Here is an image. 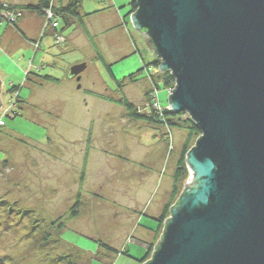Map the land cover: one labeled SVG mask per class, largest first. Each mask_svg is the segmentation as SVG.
I'll return each mask as SVG.
<instances>
[{
    "label": "rangeland",
    "instance_id": "obj_1",
    "mask_svg": "<svg viewBox=\"0 0 264 264\" xmlns=\"http://www.w3.org/2000/svg\"><path fill=\"white\" fill-rule=\"evenodd\" d=\"M115 2L121 12L107 0L83 1L92 40L73 26L63 33L66 42L58 45L53 32L44 30L43 19L44 42L36 45L38 53L33 46L25 47L26 39L16 27L1 22L0 40L13 36L17 44L14 54L0 48V70L6 73H0L2 114L20 111L21 116L4 117L5 126L0 127V264H60L61 257L73 253L70 244L93 257L97 242L119 251L131 248L129 256L115 257L112 264H140L148 248L135 240L146 234L151 244L160 241L147 229H156L155 219L170 199L188 133L132 120L123 107L102 99L120 95L99 54L120 80L142 67L135 43L147 62L154 59L131 19L120 26L128 18L131 1ZM35 18L26 13L19 21L34 32ZM82 63L87 70L81 81L69 79V70ZM26 69L61 82L36 86L41 82L33 75L25 81ZM146 76L143 72L136 82H123L124 96L137 107L147 104ZM12 85L23 86L22 98L8 92ZM171 94L168 89L158 92L163 108ZM189 179L190 175L181 184V194ZM79 194V216L71 219ZM60 218L66 224L61 232L51 228ZM91 264L108 263L93 258Z\"/></svg>",
    "mask_w": 264,
    "mask_h": 264
},
{
    "label": "water",
    "instance_id": "obj_2",
    "mask_svg": "<svg viewBox=\"0 0 264 264\" xmlns=\"http://www.w3.org/2000/svg\"><path fill=\"white\" fill-rule=\"evenodd\" d=\"M130 1L132 24L175 79L171 113L202 133L145 264H264V0Z\"/></svg>",
    "mask_w": 264,
    "mask_h": 264
},
{
    "label": "trees",
    "instance_id": "obj_3",
    "mask_svg": "<svg viewBox=\"0 0 264 264\" xmlns=\"http://www.w3.org/2000/svg\"><path fill=\"white\" fill-rule=\"evenodd\" d=\"M84 0H69L66 4L60 3L58 0H40L36 4H17L11 5L6 4L0 1V17L1 20L6 21L10 26H14L18 28V22L10 24L7 20L3 18V13H14L15 15H21L20 17L24 16L26 13H31L38 15L42 19L45 20L46 12L49 9H52L55 16L60 19L61 27L59 32L62 34L67 29L75 26L82 29L85 35L92 40V36L89 33L87 26H86V19L90 16L88 14H84L82 11ZM62 2V1H61ZM130 13L128 14V18H123L122 24L120 26L127 25L129 23L130 15L134 13L137 8L136 5L130 2ZM121 12V10H119ZM128 19V20H127ZM45 32V31H44ZM56 31L53 32V35ZM135 54H139L142 62V67L137 72L130 74L128 76L123 77L121 80L116 78L113 72V65H110L106 62L104 57L99 54V58L103 61L106 70L110 74V76L115 80L118 86L119 98H112V97H102L105 101L110 103L117 104L123 107L132 120L135 121H143L149 124H154L162 127H166L170 130H186L188 135L183 145V150L181 152L177 168L174 173V186L172 188L171 196L169 201L164 205L160 216L157 217L156 222L157 226L156 229H150L155 235L156 240L161 237V233L164 229L166 220L171 215L172 208L178 203L181 194V184L188 179L189 171L186 165V156L188 152L195 146L197 140L201 137L202 133L197 128L195 123L190 119L188 114L180 113L174 114L168 110H164V112H158L153 107L154 95L158 93L162 89L174 90L175 88V79L173 78L170 72H162L160 70L161 61L158 58L153 59L152 62H147L144 59L142 51L139 50L137 44L135 43ZM146 73V78L149 79V90L146 94V102L147 104L144 106L137 107L133 103H131L123 94L122 87L123 82L128 80L130 82H136V77L139 76L141 73ZM158 75H157V74ZM38 73H33L32 71L27 72L25 74V81H31V75L35 76L41 83H34L36 86H41L45 83H52V84H60V80L46 75L41 76L37 75ZM23 86L20 85H12V87L8 90L10 93L17 94L18 98L21 97V90ZM20 110V109H19ZM21 116L20 111L14 113V115L6 116L7 118L15 119L16 117ZM2 162V160H0ZM80 194L77 196L76 202L71 209L70 218L74 219L79 216V211L81 207V199ZM12 207L8 206V210H11ZM65 222H63V218H60L57 221V224L54 223L51 225V228L57 229L60 232L66 230ZM149 229V228H148ZM59 241L62 239V234L59 235ZM44 242H48L50 240V234L47 238L44 239ZM99 248L96 255L88 256L87 253L78 247L70 244L72 249L70 254H67L61 257L60 264H91L93 258H102L104 259V253L107 255L118 256V255H125L129 256V252L127 249L119 251L118 249L113 248L112 246L103 243L97 242ZM155 249V244L148 245V252L147 254L139 261L140 264H145L149 261L153 255ZM103 251V253L101 252Z\"/></svg>",
    "mask_w": 264,
    "mask_h": 264
},
{
    "label": "crops",
    "instance_id": "obj_4",
    "mask_svg": "<svg viewBox=\"0 0 264 264\" xmlns=\"http://www.w3.org/2000/svg\"><path fill=\"white\" fill-rule=\"evenodd\" d=\"M1 2H3V3H6V4H11V5H17V4H13V3H10V2H8V1H3V0H0ZM40 1V0H39ZM60 3H63V4H66L69 0H58ZM62 1V2H61ZM109 3H113L112 5H111V7L113 8V10L114 11H116L115 9H117V11L119 12V9H120V7L117 5V3L115 2V0H113V2L112 1H109V0H107ZM27 4V3H26ZM29 4H31V3H29ZM24 18V17H23ZM38 19H39V22H38ZM35 20L37 21L36 22V25H35V30H34V32L30 29V28H28V26L25 24V22L23 21V19L22 20H20L19 21V23H18V30L22 33V36H23V38H25L26 39V43H25V47H27V48H29V46H33L35 49H36V51H37V48H36V45H38V44H40L41 43V46H42V44H43V42H42V40L40 39V33H41V29H42V21H43V19L41 18V17H39L38 15H36V18H35ZM3 20H1V17H0V26H1V22H2ZM41 22V23H40ZM38 23H39V25H38ZM10 27H12V26H10ZM40 40V41H39ZM39 42V43H38ZM17 44H16V42L14 41V39H13V36H7V37H5V38H2L1 40H0V48H2L4 51H5V53L7 54H14V52H15V50H16V48H17V46H16ZM38 51H40V50H38ZM38 51H37V53H38ZM26 71L27 72H29V70H27L26 69ZM0 73H1V75H4V76H6V73H4V71H1L0 70ZM38 74L37 75H39L40 74V72H37ZM162 209H163V207H162ZM162 209H160V213L157 215V216H160V214H161V212H162ZM141 223L142 222H140V226H141ZM146 225H148V224H146ZM146 227V226H145ZM150 229V228H149ZM152 230V229H151ZM147 232H150L151 233V231H149L148 229H147ZM146 232V233H147ZM144 236V235H143ZM145 239L144 238H142V239H140V240H135V243H140V244H142L144 247H147L148 248V245H150L151 244V242H149V241H147V239H148V237H147V235L145 234ZM131 239L132 240H134V238H132L131 237ZM129 240V239H128ZM126 249L128 250V252H129V254H130V249L131 248H129V246L128 247H126ZM104 259L107 261V263L108 264H112L113 263V261H114V259H115V257H121L122 255H118V256H112V255H107L106 253H104Z\"/></svg>",
    "mask_w": 264,
    "mask_h": 264
},
{
    "label": "built area",
    "instance_id": "obj_5",
    "mask_svg": "<svg viewBox=\"0 0 264 264\" xmlns=\"http://www.w3.org/2000/svg\"><path fill=\"white\" fill-rule=\"evenodd\" d=\"M53 1V0H52ZM21 15H15L14 13H3V18L5 20H7L10 24H13L15 22L18 21V19L20 18ZM61 27V22L60 19L57 18L53 12L52 9L47 10L46 12V16H45V28L44 30L50 29L52 32L56 31L53 35V37L55 38L56 43L59 44H64L66 42L65 37L63 36V34L61 32H59ZM173 90H170V93ZM154 101H153V107L155 110H157L158 112H164V110H168L171 112V108L168 105L167 108H163L158 100V93H156L154 95ZM2 109L0 111V127L1 126H5V121H4V117H6L7 115H3L2 114ZM7 113V112H6Z\"/></svg>",
    "mask_w": 264,
    "mask_h": 264
}]
</instances>
